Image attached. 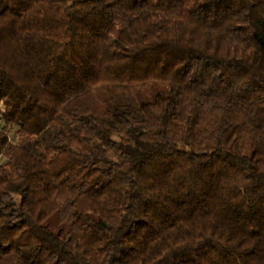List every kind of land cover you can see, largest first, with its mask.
<instances>
[{"label": "trees", "instance_id": "16d2710c", "mask_svg": "<svg viewBox=\"0 0 264 264\" xmlns=\"http://www.w3.org/2000/svg\"><path fill=\"white\" fill-rule=\"evenodd\" d=\"M0 110V264H264V0H0Z\"/></svg>", "mask_w": 264, "mask_h": 264}, {"label": "rangeland", "instance_id": "374dc122", "mask_svg": "<svg viewBox=\"0 0 264 264\" xmlns=\"http://www.w3.org/2000/svg\"><path fill=\"white\" fill-rule=\"evenodd\" d=\"M168 85L160 81H149L139 84H103L94 91L102 106L113 109L118 103L141 105L144 102L155 100L159 95L168 93ZM2 124L0 110V125ZM12 137L14 135L12 134Z\"/></svg>", "mask_w": 264, "mask_h": 264}]
</instances>
